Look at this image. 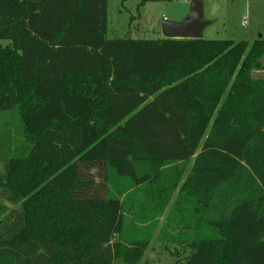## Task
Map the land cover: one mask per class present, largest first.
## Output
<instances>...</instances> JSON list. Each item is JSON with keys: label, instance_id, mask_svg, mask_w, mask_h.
<instances>
[{"label": "trees", "instance_id": "16d2710c", "mask_svg": "<svg viewBox=\"0 0 264 264\" xmlns=\"http://www.w3.org/2000/svg\"><path fill=\"white\" fill-rule=\"evenodd\" d=\"M111 1L149 0H0V264H148L125 213L177 188L176 264H264V39H108Z\"/></svg>", "mask_w": 264, "mask_h": 264}, {"label": "rangeland", "instance_id": "374dc122", "mask_svg": "<svg viewBox=\"0 0 264 264\" xmlns=\"http://www.w3.org/2000/svg\"><path fill=\"white\" fill-rule=\"evenodd\" d=\"M189 7L190 0H149L144 4L136 1H111L107 8L106 36L108 39H162L161 24L164 21L182 22L189 13ZM203 10L205 20L212 22L203 31L202 39L204 40L252 43L254 40L264 39V0H204ZM259 35L260 38H258ZM8 44V41L0 40V47ZM260 63L264 66V58ZM252 77L264 80V70L253 71ZM19 127L16 111L14 114L8 112L0 115V136L9 137L12 144L9 143L10 148L15 144ZM177 190L178 188L174 191L171 203L162 215L159 213L147 215L148 218L140 223L141 207L136 205L134 211L125 213L122 239L127 240L133 237L140 228H152L149 230L152 231L150 249L145 255L148 264H176L178 260L184 261L190 253L185 236L187 232L183 230L186 224V213L184 215L180 212L169 214ZM157 198L156 193L155 201ZM173 228L181 232V239L177 245L171 244L168 238H164L161 242L157 240L159 235L165 232L175 236L178 232Z\"/></svg>", "mask_w": 264, "mask_h": 264}, {"label": "water", "instance_id": "95a60500", "mask_svg": "<svg viewBox=\"0 0 264 264\" xmlns=\"http://www.w3.org/2000/svg\"><path fill=\"white\" fill-rule=\"evenodd\" d=\"M204 0H190L189 13L180 23L164 21L161 24V33L164 39L200 40L204 29L211 25V21L204 18ZM260 38V35L259 37Z\"/></svg>", "mask_w": 264, "mask_h": 264}]
</instances>
